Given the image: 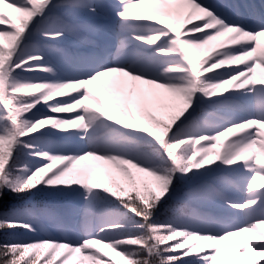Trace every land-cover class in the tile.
I'll use <instances>...</instances> for the list:
<instances>
[{
  "label": "snow or ice",
  "instance_id": "6c2138e0",
  "mask_svg": "<svg viewBox=\"0 0 264 264\" xmlns=\"http://www.w3.org/2000/svg\"><path fill=\"white\" fill-rule=\"evenodd\" d=\"M145 4L158 7L133 15L134 9ZM224 7L238 18L248 17L252 27L229 23L201 0H115L110 9L93 0H0V41L7 44L5 51V43H0V206L6 196L36 192L71 196L83 189V202L76 211L86 222L109 197L126 210L110 213L80 234L69 231L63 236L2 242L0 264H118L106 259L107 253L99 248L93 250L94 244L112 249L126 264H221L226 256L237 264H264V0H231ZM5 8L17 14L18 23ZM52 10H59L60 15H50ZM106 11L118 18L120 31L116 35L123 37L114 55L107 51L111 44L92 38L106 34L107 26L99 22L104 19L100 13ZM194 14L197 22H192ZM70 20L81 23L74 26ZM144 22L157 26L147 37L139 31ZM133 27L136 32H130ZM33 33L43 41L42 48L19 52ZM165 37L169 46H157ZM68 38L78 48L92 46V50L69 54L53 43ZM129 40L155 46L154 54H123L121 48ZM42 49L57 61L71 63L73 70L58 75L55 65L44 63ZM202 50L206 54L198 59ZM161 56L172 58L163 68L155 63ZM17 69L41 71L57 79L20 80ZM222 69L228 70L226 78L203 79ZM130 81L150 87L140 88ZM227 93L254 94L252 99L257 102L246 118L231 121L211 136L182 127L191 120L208 128L216 118L211 109L224 104L213 97ZM42 103L49 114L29 118L27 114ZM168 107L175 111L166 116L156 114ZM89 113L93 114L91 120L99 118L110 130L101 140L91 139L85 124ZM44 128L82 130L89 143L42 149L24 140L35 139L34 134ZM229 133L235 139L221 143ZM137 134L143 135L158 163L138 164L123 147L128 136ZM79 138L83 141L85 136ZM25 157L36 160L29 164ZM89 160L111 168L83 167ZM237 164L242 165L246 177L245 199L224 202L239 216L218 222L196 208L185 214L186 201L203 206L224 199L209 172L214 171V165L230 168ZM101 177H106L107 183ZM177 181L187 185L179 197L174 187ZM165 197L177 200L173 215L153 221V212ZM257 212L260 214L254 215ZM53 215L47 207L10 206L0 211V231L42 232L41 217ZM238 236L243 238L231 240Z\"/></svg>",
  "mask_w": 264,
  "mask_h": 264
},
{
  "label": "trees",
  "instance_id": "16d2710c",
  "mask_svg": "<svg viewBox=\"0 0 264 264\" xmlns=\"http://www.w3.org/2000/svg\"><path fill=\"white\" fill-rule=\"evenodd\" d=\"M5 12L13 18V22L18 23V21H15V16L17 15L14 13L11 9L5 8ZM50 15H60L59 10H52ZM38 21L42 22V18H37ZM70 19V18H65ZM70 22L74 26H78L81 21L80 20H70ZM3 27V26H0ZM33 27H35V22ZM31 30V29H30ZM0 43H5V51H7V44L4 41H0ZM56 46L58 44H61L60 41L53 42ZM43 41L40 39V37L33 33L31 38L24 41L23 47L19 49V52H29L33 47L42 48ZM45 53V60L44 63H51L50 59L53 63H55V59L51 58L47 52L46 49H42ZM206 53L203 52L199 54L198 59L203 58V56ZM52 64V63H51ZM55 65V64H54ZM220 71H224L223 69ZM57 74H60V72L57 70ZM227 73L224 74L220 72L215 73H209L207 76L203 77V79H208L209 77H214L216 79H222L225 77ZM16 77L20 80H26V79H32V80H51L53 78L52 75H49L47 73H43L41 71L37 72H25L20 69H17L16 71ZM36 94V93H32ZM16 95H25L24 93H17ZM226 97H232L231 99H226ZM198 99H201L199 95H197ZM213 100H222L224 101L223 106L213 108L211 111L215 113V120L213 123L209 125L208 128H202L198 127V122L194 121H187L183 128H185L189 132H198L200 130H204L207 132L206 135L211 136L214 134L213 129L219 128L221 125H223L226 122V119H233L236 115V113L232 110V105L235 107L243 108V101L240 97H237L233 94H227L225 97H216L213 98ZM207 101L204 102V107L208 106ZM194 107V105H193ZM43 110H46V107L43 106V103L38 106L36 109L33 110V112L28 113V117L35 119L37 115H43ZM175 109L168 107L167 110L162 113L161 111L157 112L156 114L161 116H166L167 114L174 112ZM90 117L93 115L89 113ZM97 124L99 125L102 123V121L97 118ZM175 131V129H174ZM110 130L107 127L100 126V129L92 134L91 139L92 140H101L106 135H108ZM35 139L33 137H25L24 140L28 142H33L37 146V148H42L43 146L47 145L51 141H58V142H65L68 141L65 138L64 132H56L52 130L51 128H44L40 132H37L34 134ZM183 138V137H182ZM234 140L235 138H231L229 140ZM123 146L129 147L132 150L133 155H137L138 153H143L147 155L148 157L152 158L155 163L159 162V158L156 157L150 147H148L145 144V140L142 134L137 135H131L128 136L127 139L124 141ZM180 150H178L179 152ZM25 160L29 164H33L36 160V158L32 157H25ZM219 163V162H218ZM214 171L209 172V178H212L213 183L215 184L217 190L222 194L224 199H217L213 200L208 205H198L196 202L193 201H186L188 203V207L185 208V214L190 215L191 209L196 208L197 211H199L201 214H204L206 218L212 219L214 221H217L218 219H221V221H229L231 220L230 217L235 218L237 217V210L229 208L228 205L224 202V200L229 199L230 196L233 197L234 189L238 187L239 185V179L238 175L240 173V167L236 168H228L224 169L222 168V165L219 167L213 166ZM201 171H205L202 169ZM116 176V179L119 181L120 177L118 174L114 173ZM140 175V174H138ZM101 179L104 180L105 183H107L106 177H101ZM151 182V180L149 181ZM262 182V181H261ZM260 183V182H259ZM174 187L176 188V196L179 197L183 193V191H187L186 187L187 185L184 183L176 182L174 184ZM80 190V189H79ZM232 191V192H230ZM101 197H103L105 194L100 193ZM171 195V194H170ZM79 197L77 193L72 194L71 196H58V197H50L47 195V192H36L35 194L20 196V197H12V196H6L5 200L3 202V205L0 206V211H4L10 206H18V207H36V208H50L53 210L54 215L58 216L65 227L63 229L65 230V233L72 231L77 232L80 231L82 233L81 229V220L78 221V218L82 219L80 214H74L73 210L79 208ZM110 201V203H109ZM177 200L176 198L169 199L168 197H165L163 201L160 202L159 205L155 208L152 216L153 221H162L165 219L170 218L173 215L172 208L175 206ZM216 203V204H213ZM120 212L123 213L126 210L122 208L116 201L111 200L109 197L107 200H102L96 207L95 211L93 212L92 216L89 218L87 222H89L90 227H95L98 224L99 218L101 216H108L112 212ZM129 216H132L131 213H128ZM132 219L139 221L138 217L132 216ZM83 220V219H82ZM41 227H44V230L48 232L49 235H60V230L55 226H53L51 220L48 217H41L40 219ZM52 225V226H51ZM41 235L40 232L38 233H29L24 231L23 229H15V230H3L0 231V243L6 242L9 239H35ZM96 248H99L101 253H107L106 259H111L114 262H118V264H126V262L122 259V257L117 256L116 253L110 251V248L104 247L102 244H94L93 250ZM46 251V250H45ZM41 252H44L41 250Z\"/></svg>",
  "mask_w": 264,
  "mask_h": 264
},
{
  "label": "rangeland",
  "instance_id": "374dc122",
  "mask_svg": "<svg viewBox=\"0 0 264 264\" xmlns=\"http://www.w3.org/2000/svg\"><path fill=\"white\" fill-rule=\"evenodd\" d=\"M218 1L219 0H201L202 3L212 7L214 9H217L219 12H221L228 19L229 23H241V24L246 25L247 27H250V28L252 27V21L248 17H246V19L244 17H239V18L236 17V15H234L235 14L234 12H229V9L225 10L224 7H223V3L221 1H219V2ZM93 3H95L96 5L103 4L107 9H110L111 7L115 6V0H105V2H104V0H93ZM157 7L158 6H156V5L145 4V5L139 6L138 8L134 9L133 10V15L139 14L141 12H150L153 9L157 8ZM185 11H187V9H185ZM100 14L104 17V19H102L100 22L107 26V31H106V34L100 35L97 38H98V40H101V41H103L106 44H111L112 47L108 48L107 51L108 52L112 51V53L114 55L116 53V51H117V47L120 44V40L123 38V37H119V36L116 35L120 31V29H119V20L115 16L114 12H111V11L101 12ZM195 15L196 14L193 15L192 22H197L196 19H195ZM180 19H181V22L183 23V16H181ZM165 22L166 23H170L171 20L170 19H166ZM185 26H187V25H185ZM156 27L157 26L155 24L144 22V23L141 24L139 31H140L141 34H143L145 37H147V36L151 35V33L153 32V30ZM181 30H183V29H181ZM136 31H137V29L135 27L130 29V32H136ZM128 34L129 33H124V35H128ZM60 42L65 43V45L68 48L61 47L60 45L56 46V47L61 48V49H65L66 52H68L67 51L68 49H69V51L71 50V52L75 50L76 53L77 52H87V51H91L92 50V46H84V47H79L78 48L75 44H73L71 42V38H68L67 40L60 41ZM157 46H159V47H168L169 46L168 45V38L167 37L163 38L161 41L158 42ZM97 51H99V49H97ZM121 52L123 54H125V55H127L129 53H132V52H138V53L146 54V55H153L154 52H155V46L152 47V48H149L146 44L145 45H139L137 41L129 40L127 43L124 44L123 48H121ZM203 52L204 51L202 50L200 52V54L203 53ZM109 59H111V56H109ZM171 59H172L171 57L161 56V57L155 59V63L159 67L163 68L164 66H166L171 61ZM59 63H61L65 67H67L68 68V72L73 70V66H72L71 63H66V62H63V61H59ZM223 70L224 71H220V73L224 74L225 72L226 73L228 72L227 69H223ZM58 75L62 76L64 74L60 73ZM113 78H119L118 74H113ZM223 78H226V76L223 77ZM55 79H57V77L53 76V78L51 80H55ZM105 79H109V78H105ZM123 79L127 80L128 78L124 77ZM130 83H134L140 88L147 89V88L150 87L149 85L140 84L139 82H131L130 81ZM83 91L84 90H82V89L79 90L81 95L83 94ZM157 91H161L162 92V90H157ZM244 91H246V90H244ZM68 94L69 95L72 94L71 90H68ZM164 94L165 95H170V94H167V93H164ZM227 94H230V93H227ZM227 94H225V95H227ZM235 95L237 97H240L241 100L243 101V103H244L243 108L235 107L234 105H232L233 106L232 110L236 113L235 117L233 119H226V122L223 125H221L217 129H213L214 134L219 132L223 128L227 127L228 124L231 121H235V120L246 118V113L250 110L252 105L257 102V100H253L252 99V96L254 95L252 93H250L248 97L241 96L239 93H236ZM213 98H216V97H213ZM166 110H167V108H163V109H160L159 111L164 113ZM48 114L49 113L47 112V108H46V110H43V115H48ZM63 115H71V114H63ZM85 124L88 125V132L92 133V134L96 133L100 129V126H102V123H100L99 125L97 124V120H94V121L91 120L89 114L85 117ZM64 134H65V138L68 141L61 142V143L58 142V141H51L47 145L43 146L42 149L54 148V147H56L58 145H67V146H71L73 148H77V147H84V146H86L89 143L88 134L83 132L82 130H74V132H64ZM196 134H207V132L204 131V130H200V131L196 132ZM81 135L85 136V139L83 141L80 140V138H79ZM231 138H235V136L233 134L229 133L228 136L222 137L221 143H223L224 140H229ZM123 147H125V148H127L129 150L130 155L132 156V158L135 159V161L138 164H143L144 166L155 164L154 160L152 158L148 157L147 155H145L143 153H138L135 156V155L132 154V150L129 147H126V146H123ZM215 151L219 152L220 148L219 147L216 148ZM96 165H102L103 167L109 168V169L111 168L110 165H103V162H101V161H92V160L83 162L82 166L83 167H91V166H96ZM57 166H59V165H57ZM236 167L237 168L240 167L242 169V165H240V164L233 165L230 168H236ZM222 168H223V170L224 169H228V168H226L224 166H222ZM241 169H240V173L238 175L239 185H238L237 188L234 189L233 197L230 196L229 199L227 198V200H229V201L242 202L245 199V196H246V192H245L246 177H245V174L243 173V171ZM140 175H142V174H140ZM146 179L149 180V181L151 180V178H146ZM261 181L264 182V178H262ZM259 182L260 181H257V183H259ZM230 192H232V191H230ZM83 194H84L83 193V189H80V190L78 189V197L80 199H79V202H77V204H79V205L83 202L82 201ZM213 204H216V203L213 202ZM76 209L73 210L74 214H78V211H76ZM259 214H260L259 212L254 213V215H259ZM237 216H239L238 212H237ZM106 217L105 216L104 217L101 216V218H99L98 224L100 223L102 218H106ZM48 218L51 220L53 226L54 227L56 226L60 230L61 233H60L59 236H63V235L66 234L65 230L63 229V227H65V226H64V224L62 223L61 219L58 216L53 215V216L48 217ZM230 219H233V218L230 217ZM80 220H81L82 232L86 228H91L89 222H86L84 219L83 220L80 219ZM217 221L219 222V221H221V219H218ZM42 229H43V231L40 232L41 235H39L35 239L43 238L44 235H49L48 232L46 230H44V227H42ZM242 238H243L242 236H238V237L231 238V240H241ZM42 251H45V250L42 249ZM110 251L114 252L112 249H110ZM74 255H76V254H74ZM221 264H237V262L235 260H233L231 257H227L226 256V257H224L222 259Z\"/></svg>",
  "mask_w": 264,
  "mask_h": 264
}]
</instances>
